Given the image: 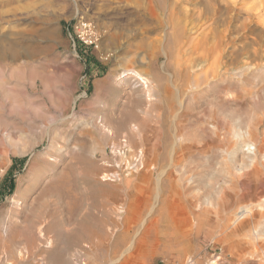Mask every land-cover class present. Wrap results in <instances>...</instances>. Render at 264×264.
<instances>
[{"label": "rangeland", "instance_id": "1", "mask_svg": "<svg viewBox=\"0 0 264 264\" xmlns=\"http://www.w3.org/2000/svg\"><path fill=\"white\" fill-rule=\"evenodd\" d=\"M161 1L0 0V69L4 72L2 79L8 89L4 93L0 91V227L8 225L9 228L16 214L23 221L31 213L41 210H64L66 217L71 211L74 221L65 226L68 232L77 225L90 224L95 219L93 214L102 220L104 211L100 204L105 197L102 194L92 192L88 197L83 196V202L77 209L67 206L65 196L57 195L59 191L51 181L58 177L60 171L65 170L66 173L67 166L72 163L66 152L75 146L79 137L103 144L98 136L89 132L87 123L105 116L110 109L115 111L116 118L133 115L151 123L160 116L165 124L180 112V100L186 89L181 93L179 86L194 70L200 72L211 67L218 73H224L233 84L226 90L224 81L212 83L194 105L197 121L215 123L219 136L207 133L203 136L197 125L190 127L192 133L198 132L195 139L203 136L210 143L207 154L210 158L206 161L205 158L199 159L195 164L197 182L194 191L196 202L202 203L204 197L210 201V224L189 231L181 200L173 202L168 193L159 194L157 189V192L149 193L142 184L143 187L130 192L125 204L130 214H142V220L155 217L161 210L163 219L168 226L171 224L168 229L172 228L170 231H175L178 236L177 246L148 252L144 264H185L187 259L191 264H240L239 256L249 260L248 264L264 262V237L257 241L262 249L258 250L254 260L243 249H238L240 244L244 245L241 240L244 237L240 235L251 232L249 227L253 222L249 221L251 226L235 234L225 223V213L230 205L238 208L264 199V0ZM227 2L228 10L225 9ZM207 9H212L211 13ZM199 13L200 20H195ZM80 19L95 27L100 37L101 53L107 56L106 60L95 59L96 66L89 69L73 55L66 33V28ZM178 24L183 25L184 31ZM205 36L206 48L210 50H207L208 60L206 64L192 66L195 48L200 47ZM245 68L255 78L251 79L253 85L242 89L238 84L240 78L232 74ZM12 71L18 73L13 76ZM123 71L132 77L133 72H138L149 82L148 88L143 89V98L138 96V89L133 90L126 83L122 87L119 85L118 79ZM11 89L14 93L11 97L14 95L15 101L9 97ZM17 102L23 106L21 113L11 110ZM248 128L259 156L258 169L254 174L244 170L231 181L222 176V168L235 173L228 153L237 143L249 139L250 136L245 134ZM111 158L105 159L107 164H104L102 154L96 152L97 169L100 172H119L116 160ZM76 181L78 187L85 186L82 178L77 177ZM79 191L76 192L78 197ZM111 193L106 198L109 197L115 205L120 204L114 187ZM13 199L19 200L18 207L13 205ZM142 247L141 251L144 250ZM17 249V246H0V264H29L17 261ZM70 251L74 259L80 256V247L75 246ZM134 261L130 259L125 264H135Z\"/></svg>", "mask_w": 264, "mask_h": 264}, {"label": "bare ground", "instance_id": "2", "mask_svg": "<svg viewBox=\"0 0 264 264\" xmlns=\"http://www.w3.org/2000/svg\"><path fill=\"white\" fill-rule=\"evenodd\" d=\"M228 8L229 3L226 4L225 9L228 10ZM194 9H192L191 11H194ZM211 10L207 12H210ZM180 11L182 12L183 10ZM221 11L224 12L223 10ZM238 11L241 12V9H239ZM190 14L192 15V12H190ZM192 17H194V15ZM199 17L200 13L195 16V20H200ZM179 26L184 31V28H182L183 25ZM180 28L178 27V29ZM178 29H176V31H179ZM181 29L180 31H182ZM177 34L179 36L178 32ZM203 38L204 41L199 48H195V51L193 53L195 57H193V60L191 61L193 63L192 66L200 63L204 64V62L206 64L208 60L209 54L207 55V50L209 49L206 48L207 37L205 36ZM200 49L202 50V52H199ZM12 51L14 52L15 50L12 49ZM2 53H4V50H2ZM12 72L13 76L18 73H15V71ZM125 72L126 71H123L118 79L119 85H121L122 87V84L126 83V85H129L131 89H138V96L143 98V89L139 87L137 80H143L144 78L141 77L138 72H133V77L130 75L128 76V74H125ZM218 72L216 68L211 67L203 68L200 70V72H195L194 70V73L192 72V75L188 76L187 80H185L183 84L181 82L180 84L182 85L179 84V91L182 93L183 91H185L184 89H186V92L185 94H183V97L180 100V112L177 115L174 114V117H172L165 124H163L164 122H162V118L160 116L155 117L156 120H153L154 124H151L153 122L150 123V120L147 121L145 119V121L139 119L138 117H134L133 115L132 117H128L130 116L128 115L125 117L121 116L120 118H116L114 117L115 111L113 109H108V114H106V112L104 111L106 115L103 117L101 116L102 118L100 117L94 122L90 121L91 123H87L89 132L92 135L98 136L103 141V144L95 143L93 140L89 139L91 137L88 138L89 140L79 137V139L76 140V144L73 143L75 146L72 145L74 146L72 148L69 146V149H71L70 151L66 152V154L70 156L69 159L72 160V163L69 164L66 168L67 172L64 173L65 170L60 171L61 173L59 175L57 174L58 177L55 176V179L51 181V183L53 186L55 184V188H57V190L59 191H55L57 192V195L60 193L65 196L67 199V206L72 209H77L83 202L81 198L86 195L88 197V194L92 192H97L105 196H101V198L103 197V200H101L102 205L100 204V207H102L104 211V217L102 220L96 219L97 216L93 214L95 219L92 220L90 224L88 223V225L84 224L77 225L76 227L74 226L75 228L68 232L65 230V226H70V224L74 221H72L73 213L71 211L68 214L69 216L66 217L64 216L65 213L63 212V209V211L60 212L55 210L53 212L48 211L49 213L41 210L31 213L30 216L24 218L23 221H20V216L16 214L14 215L15 219L9 223V228H7L8 225L6 227L5 225H2L0 227V246L3 248L17 246L18 249L15 252V257H17V261L19 263L28 262L29 264H64L65 262V264H125V262H127L128 260L133 259L135 260V264H144L146 263L145 259L148 252L156 251L159 248L170 249L175 246L179 240L178 236L176 237L175 231L171 232L170 229L172 228L168 229L171 224L169 222L170 225L168 226L167 221L163 219L161 210L158 211V213L156 212L155 217L151 218V216V219L149 218L146 220H142V214H130V210L125 204L127 202H125V198L129 196L130 192H134V189L138 190L143 186L148 190L149 193L153 192L154 190L156 191V189L159 194L162 193V195H164L163 193H168L170 195V198H173V202L181 200L185 217V225L189 229V231L208 226L210 224V201H208V197H204L202 199L203 202L201 201L202 203H200L199 201L198 203V201L196 202L195 200L196 196H194L195 183L197 182L195 180V164L199 159L205 158L206 161L207 158H210L209 156L207 157L210 149V143L208 142V139L203 138V134L207 133L219 136V129L215 125V123L212 124L209 120L202 119L203 121L201 122L197 121L196 114L194 113L193 109L195 108L194 105L197 104L196 100L198 99V97H201L203 94H205V92H207L211 87L212 83L220 84L222 83V81H224L226 90H228L227 88H230V84H233L229 81V78L224 75V73ZM249 72L250 71L248 70V68H245L232 74L240 78L238 84L242 89H245L246 85H253L251 79L253 80V78L255 77L253 76L252 78V74H250L251 72ZM3 76L4 72L0 69L1 92L7 89V83L4 81V79H2ZM11 93H13V90L10 92L9 97H11ZM132 93H134V91ZM15 96L18 95L16 94ZM11 98L14 99L13 101H15L14 95ZM18 102L17 104L15 103L11 106V110L13 109L12 111H14L15 113H21V111L23 112V106L20 105V103L18 104ZM13 103L14 102H12V104ZM25 109L26 108H24V112ZM29 109L31 111V108ZM124 113L122 114L124 115ZM235 121L237 124L240 123L239 121L237 122V120ZM194 125L198 126V128L197 126L195 128H197L199 130V133L203 135L200 136L199 134L201 138H199L198 140L195 139L196 133L198 132H196L195 130V133H192L193 130L191 131L190 129V127ZM245 134L246 136L248 135L247 137H249L251 135V129L248 128ZM85 142L89 144L85 145ZM252 142L253 141L251 140L250 136L249 139L240 141L239 143H237L235 148L229 151L228 160L232 164L235 173H230V171H226L224 168H222V176H225L227 179L234 181V179H237V176L240 174V172L244 170H250V174H254L255 170L258 169L257 166L259 156L256 152V147L254 148ZM107 148L109 149V152L107 151ZM96 152H100L102 154L104 164H107L105 159H107L109 156L114 158V160H116V164L120 168V171L118 170L119 172L112 173L100 172L97 169L98 166L96 165V160H94ZM58 153L59 152H57V154ZM108 163L110 164L111 162ZM114 166L116 167V165ZM68 168L72 169L73 173L69 172L71 170ZM69 176H72L71 179H69ZM77 177L82 178L85 181V186H82L81 188L78 187V182L76 181ZM113 187L117 192L115 196H117V198H119L120 200V204L117 205H115V202L109 199V197L106 198V196L112 195L111 190ZM77 190L81 191H79L80 195L82 194L81 197L80 195L78 197V194L76 193ZM103 192H105L106 194H103ZM202 192L204 193V191ZM200 193L201 192H199V194ZM89 200H91V198ZM13 205L15 207H18L19 200L13 199ZM128 206L131 207L129 204ZM90 207H92V203ZM225 214L227 215L225 221V223H227L226 227L232 228V234L243 231L245 227H248L251 224L249 221L253 222V226L250 225L251 227H249V229L251 228V230H249L251 232L240 235L241 237H244V239H241L242 241H244L243 243L241 241V243L244 245L242 246L239 243L241 247H238V249H243V251L248 253V256H250L253 260L255 259V257L257 258L256 255L258 250L262 249V247H259L257 245V241L264 237V199L260 202L258 201L257 203H247L245 206H240L238 208H234V206L230 205ZM74 245L76 247H80L81 250V252L79 253L80 256L75 259L74 256H70V250L75 247ZM142 245V248H144L143 255V251H141ZM262 252L264 251L262 250ZM237 259L240 264L249 263V260L244 259L242 256L237 257ZM250 263L254 264L253 262ZM185 264H191V262H189V259L185 261ZM258 264H264V262Z\"/></svg>", "mask_w": 264, "mask_h": 264}, {"label": "built area", "instance_id": "3", "mask_svg": "<svg viewBox=\"0 0 264 264\" xmlns=\"http://www.w3.org/2000/svg\"><path fill=\"white\" fill-rule=\"evenodd\" d=\"M66 33L73 55L83 63V55L80 50L89 52L97 61L107 59V56L101 53L99 34L90 22L81 19L77 20L66 28ZM97 54H99L98 57ZM137 82L142 89H147L149 85L144 79H138Z\"/></svg>", "mask_w": 264, "mask_h": 264}, {"label": "trees", "instance_id": "4", "mask_svg": "<svg viewBox=\"0 0 264 264\" xmlns=\"http://www.w3.org/2000/svg\"><path fill=\"white\" fill-rule=\"evenodd\" d=\"M80 51H81V54L83 55V61H84V64L87 66V68L89 69V68L95 67L96 66L95 58L91 56L89 52H84L83 50H80ZM10 189L12 190V186H10Z\"/></svg>", "mask_w": 264, "mask_h": 264}]
</instances>
